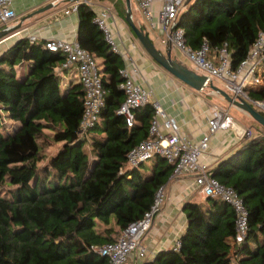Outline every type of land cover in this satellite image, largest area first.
I'll list each match as a JSON object with an SVG mask.
<instances>
[{
	"label": "trees",
	"instance_id": "trees-1",
	"mask_svg": "<svg viewBox=\"0 0 264 264\" xmlns=\"http://www.w3.org/2000/svg\"><path fill=\"white\" fill-rule=\"evenodd\" d=\"M76 15V40L100 61L104 89L99 121L84 133H79L83 85L62 87L56 71L65 59L62 52L46 49V39L23 38L0 56V264H109L95 247L116 241L128 223L142 217L173 172L161 155L152 159L149 173L145 163L126 168L131 147L154 137L149 127L155 108L147 103L134 109V123L127 126L116 113L125 98L119 73L124 60L110 49L86 2L79 0ZM177 26L191 49L207 44L209 60L216 61L225 44L234 71L264 35V0H189ZM23 62L28 71L19 75L16 67ZM259 67L264 70V57ZM247 95L264 101V84L248 88ZM256 131L259 135L211 171L246 205L243 240L228 254L235 212L225 201L209 196L202 204L186 201L187 225L178 247L144 264H264V129ZM43 139L64 146L39 168ZM86 141L92 156L84 150Z\"/></svg>",
	"mask_w": 264,
	"mask_h": 264
},
{
	"label": "built area",
	"instance_id": "built-area-1",
	"mask_svg": "<svg viewBox=\"0 0 264 264\" xmlns=\"http://www.w3.org/2000/svg\"><path fill=\"white\" fill-rule=\"evenodd\" d=\"M156 0H135L137 8L146 18L150 27L152 23V7ZM88 5L90 3L84 0ZM12 0H0V25L15 17L12 9ZM185 6V0H161L158 9V21L163 30L162 43H171V47L181 51L193 65L196 72L203 73L212 81H221L224 90L232 97H240L246 100L252 107L264 113V101L251 99L247 95V89L264 84V70L259 67L264 57V35L251 45V48L239 65L232 71L229 64V52L225 44L217 49L216 61L209 60L207 54L209 47L204 42L198 50H193L184 42V30L177 26V19L180 10ZM77 2L65 10V14L75 12ZM111 9V8H110ZM95 22L100 30L104 32L105 39L110 46L121 57H127V49L122 51L114 31L111 29L110 17H113L109 9L102 8L95 11ZM172 27H174L172 29ZM35 35H29L30 42L36 41ZM133 46V44H131ZM44 47L52 52H62L65 56L60 65L63 69L78 70V81L84 89V110L79 125V133L82 134L98 122L99 113L104 106V89L101 81V67L98 66L96 59L86 50L80 47L77 40L66 38L46 39ZM130 60V57L127 58ZM125 66V65H124ZM124 78L121 88L124 91V102L116 110V113L123 116L128 127L134 123L133 110L151 103L155 108V114L149 127L150 135L153 138L143 140L131 147L127 152L126 166L131 168L142 163H146L157 155L163 156L173 165L172 174L175 176L192 175L195 187L199 193L212 198H221L229 204L235 212L234 239L237 243L241 242L248 229V211L242 198L231 186L223 185L211 176L206 162L202 159L204 151L208 147V140L211 134L218 130H236L235 121L228 110L216 105H210V115L208 118L207 133L201 137L199 142H192L188 137L179 135L177 124L174 119L166 116L159 107V102L152 100L151 88L143 87L136 80L139 75L138 68L126 66L119 70ZM157 116L164 118V127L168 128L165 134L159 131ZM243 133L251 137L253 133L246 129ZM163 188L159 187L155 193L154 200L150 209L142 217L128 223L116 241L95 247V250L106 256L109 264H125L129 259L133 264H140L139 260L144 258L146 247L142 244L141 238L149 231L154 215L160 209L162 202ZM179 245V244H178Z\"/></svg>",
	"mask_w": 264,
	"mask_h": 264
},
{
	"label": "crops",
	"instance_id": "crops-1",
	"mask_svg": "<svg viewBox=\"0 0 264 264\" xmlns=\"http://www.w3.org/2000/svg\"><path fill=\"white\" fill-rule=\"evenodd\" d=\"M87 1L90 3L89 6L94 13L97 9H109L113 16L109 19V22H111L110 26L112 31H114L119 48L122 51L127 49L128 52L127 57L123 56L122 58L124 60V65L128 69L133 66L138 68L139 75L136 76V80L143 87L151 88L152 100L158 101L159 107L166 116L175 120L179 135L188 137L194 143L199 142L204 133H207V121L210 115L209 106L216 105L222 107L221 105H223L219 102L218 97H213V94L206 91V89L200 92L195 91L186 83L177 80L153 60L148 52L142 48L134 32L117 14L125 10L124 0H108L110 3H106L107 0ZM133 1L137 8L135 0ZM75 2L78 3L79 0H12L11 6L17 17L7 21L5 25H0V30L4 29L5 26L17 27L5 34V36H0V56L18 40L23 38L28 39L29 35H35L37 41L58 37L76 40L78 15H76V11L65 14V10L75 4ZM51 4L52 6L50 8L44 9L29 18H25L27 15L40 10L43 6ZM120 4H122V9L119 7ZM160 5L161 0H156L152 7L153 27L149 26L146 18L142 16L138 8V14H136V16H142L143 21L138 18L135 24L138 25V27H143L145 31L151 28L152 37L149 35L150 39L156 48L165 52L166 44L161 42L163 39V30H161L157 13ZM133 20H135L134 17ZM131 44H133V46ZM176 50V48H173V55L175 56ZM129 57L130 60L128 61L127 58ZM211 59H213V61L215 60L213 57H211ZM96 62L98 64L100 61L96 59ZM188 64V66L194 70L193 65L190 62H188ZM27 67L28 62H23V64L17 66L16 69L18 70V74L24 75L27 73ZM56 71L61 75L60 83L62 87L65 88L69 84L77 83V68L63 69L59 66ZM213 82L214 84L216 83L215 81ZM219 82L221 83V81ZM216 86L223 89L219 84ZM227 105L228 106H223L229 113L230 111L236 110L240 116H243V120H247V115L244 116L242 112L237 110V106L234 107L228 102ZM252 108L261 112L255 107ZM156 118L159 123V131L163 134L169 131L168 128L164 127V118L161 116H157ZM234 121L237 128L236 130H218L209 137L208 147L204 151L202 159L206 162L210 174L220 160L234 155L236 150L242 148L249 140L258 134L256 129L248 128L237 119H234ZM259 126L262 128L260 124ZM246 129L253 130V136H246L243 133ZM92 158L95 157L93 156ZM152 162L153 160L151 159L146 164L147 173H149L148 167ZM126 168L128 167L126 166ZM160 187L163 188L162 202L160 204V209L153 217L149 231L141 238L142 244L146 247V254L144 258L139 260L140 264L153 260L157 252L161 250L178 247V239L180 235L185 232L187 225L183 205L186 201H192L197 204L207 202V196L201 195L197 187H195L192 175L175 176L171 174L166 184ZM212 199L222 200L221 198ZM226 244L228 247V254H230L235 244L233 235L227 238ZM125 264H133V260H129L128 258Z\"/></svg>",
	"mask_w": 264,
	"mask_h": 264
},
{
	"label": "water",
	"instance_id": "water-1",
	"mask_svg": "<svg viewBox=\"0 0 264 264\" xmlns=\"http://www.w3.org/2000/svg\"><path fill=\"white\" fill-rule=\"evenodd\" d=\"M125 2V23L130 27V29L136 35L137 40L141 44L142 48L148 52V54L153 58V60L160 65L163 69L168 71L172 76H174L180 82L186 83L192 89L200 92L204 89H210L214 93H218L223 99H225L230 105L237 106L242 111L246 112L251 118H254L264 129V115L252 108V106L243 98L232 97L225 90L216 86L214 82L207 78L203 73H197L195 70L191 69L188 65H185L182 61H179L175 55H173V47L171 43L167 42L165 45V52L156 48L154 43L149 37L148 31H145L143 27H138L133 20V13L131 11V0H124ZM189 0L185 1V5ZM52 6H43L40 10L35 11L25 18H29L34 14L48 9ZM17 26H5L4 29L0 30V36H5V34L14 30ZM174 27H172L173 29Z\"/></svg>",
	"mask_w": 264,
	"mask_h": 264
},
{
	"label": "rangeland",
	"instance_id": "rangeland-1",
	"mask_svg": "<svg viewBox=\"0 0 264 264\" xmlns=\"http://www.w3.org/2000/svg\"><path fill=\"white\" fill-rule=\"evenodd\" d=\"M111 1H113V0H111ZM120 1V0H119ZM106 3H110V1H108L107 0V2ZM119 7H121V9H122V4H120L119 5ZM117 9V8H116ZM131 9H132V13H133V17H134V21H135V23H136V20L139 18L140 20H142L143 21V18H142V16H139V15H137L136 16V14H138V10H137V8H136V6H135V4H134V1L133 0H131ZM117 11H118V9H117ZM121 13V12H120ZM120 13H117L120 17H121V20L122 21H124V18H125V14L123 15V14H120ZM118 16V17H119ZM148 34L152 37V30H151V28H148ZM175 54H176V58L179 60V61H183L184 62V64H187V65H189L188 64V60L186 59V57L184 56V54L181 52V51H179V50H176L175 51ZM215 81V80H214ZM216 83H215V85H221V87H223L224 88V85H223V83L221 82H219V81H215ZM218 83V84H217ZM206 91H209V92H211V94H213V97H218V99H219V102L221 103V104H223L224 106L226 105V106H228L227 105V102L217 93H214L213 91H211L210 89H206ZM215 98V99H216ZM220 103H219V105H220ZM223 105H221L222 107H224ZM225 108V107H224ZM226 109V108H225ZM235 109V108H234ZM236 109L237 110H239L240 112H242L243 113V115L244 116H246V119L247 120H243L242 119V117L243 116H240L239 114H238V112L235 110V111H230V115L231 116H233V118L234 119H237V120H239L240 122H242V123H244V125H246L248 128H251V129H257V130H259V129H261V127L259 126V124L255 121V119L254 118H251L246 112H244V111H242V110H240V109H238L237 107H236ZM249 116V117H248ZM253 131V130H252ZM46 134L49 136V138H50V132L49 131H46ZM41 142H43V143H41V144H43V149H42V154H43V156H44V159H43V161H41L39 164H38V167L39 168H42V167H44V166H46L48 163H49V160H50V158L53 156V155H55L60 149H61V147H63L64 146V142L63 141H61V142H58V143H56V142H53V141H46V140H42ZM84 150L86 151V153H87V155H89V156H92L91 155V151H90V147H89V144H88V142L86 141V143H85V145H84ZM145 164H147V162L145 163Z\"/></svg>",
	"mask_w": 264,
	"mask_h": 264
}]
</instances>
